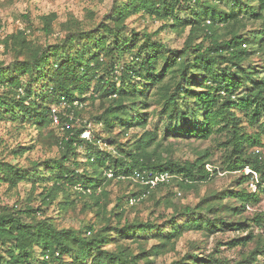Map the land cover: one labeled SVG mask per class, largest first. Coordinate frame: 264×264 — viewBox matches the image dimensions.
<instances>
[{
  "label": "trees",
  "instance_id": "trees-1",
  "mask_svg": "<svg viewBox=\"0 0 264 264\" xmlns=\"http://www.w3.org/2000/svg\"><path fill=\"white\" fill-rule=\"evenodd\" d=\"M138 13L162 20V29L177 31L189 26L182 48L169 49L160 40H152L151 34L145 32L140 37L134 29L128 30L126 19ZM181 14L188 17L182 18ZM53 18L52 13L41 16L45 34L52 33ZM109 20L89 28L69 20L62 24L64 36L54 44L28 40L23 31L11 34L4 42L12 49L15 64L13 71L0 66V119L6 116L26 121L40 131L51 124V107L64 100L66 104L58 114L72 127L64 128L59 138L51 132L60 155L43 160L42 172H30L0 160L1 182L14 188L21 181H32V188L41 187V205L36 208L26 206L21 212L0 204V246L4 252L0 253V264H153L150 255L162 254L167 246L172 247L184 231L211 233L230 226L223 216L211 220L208 215L179 224L177 213L188 217L195 209L214 213L224 206H214L209 199L231 196L240 199L241 204L227 209L239 214L246 203H258L260 192H264L263 156L248 152L261 144L259 136L264 134V60L261 71L245 65L250 54L264 55V0H115ZM247 21L258 22L259 30H248L249 35L241 33ZM126 30L131 43L122 38ZM198 38L201 40L196 42ZM89 99L100 102L101 110L91 119L102 127L103 140L109 141L113 150H100L97 140H102L101 136L81 137L86 126L73 125L78 114L73 103ZM151 102L159 107L153 115L166 120L163 136L206 139L214 131L229 133L232 154L227 157V169L240 170L237 181L242 184L249 181L250 174L244 172L249 166L258 173L257 190H227L223 196H209L194 207H177L172 202L176 196L174 186L194 187L208 181L216 170L205 166L207 151L199 153L193 162L163 157L156 129L144 130L140 135L130 133L132 128L146 124L145 109ZM64 112L74 115L73 119L70 121ZM239 114L251 124L262 119L259 134L247 135L239 123ZM81 146L84 153L78 152ZM22 147L13 154H21L26 146ZM80 153L85 160L78 158ZM142 170L167 171L170 178L130 205V197L147 190L134 179L135 172ZM112 181L136 188L119 197L106 214L105 187ZM162 189L167 193L161 199L174 208L163 224L150 220L120 222L124 213L120 201L129 207L137 206ZM77 202H81L83 210L100 216L103 224L97 227L87 222L81 229L60 228L44 210L49 204L67 210ZM111 218L116 219L114 224ZM254 221L264 228V212L255 214ZM237 225L247 227L248 232L227 245L245 246L254 241L252 254L264 256L260 235L254 234L244 221ZM152 229L157 231L158 243L148 250L140 246L134 252L121 243L146 239L145 232ZM217 252L204 256L191 251L160 264H231ZM246 259L236 264H244Z\"/></svg>",
  "mask_w": 264,
  "mask_h": 264
},
{
  "label": "rangeland",
  "instance_id": "rangeland-1",
  "mask_svg": "<svg viewBox=\"0 0 264 264\" xmlns=\"http://www.w3.org/2000/svg\"><path fill=\"white\" fill-rule=\"evenodd\" d=\"M115 0H0V66L8 67L13 71L14 68V56L10 46H5V40L10 37L11 34H15L18 31H23L28 40L38 42L40 44H54L64 36L62 24L67 21L76 20L79 21L81 26L89 28L99 21L109 20L112 15V8ZM54 14L52 20V33L45 34L42 27L43 22L41 16ZM182 18L188 17L187 14H181ZM126 25L129 29H134L140 33V37L145 36V32L150 35L152 40H160L169 49H181L184 40L189 32V26L177 31L170 30L168 28L162 29L163 21L148 17L142 14H133L126 19ZM260 25L258 22H245L244 27L239 30L245 35H249L246 32L248 30L257 31ZM126 30L123 33L122 38H127L131 43L130 32ZM223 29H220V32ZM201 38H198L196 42H199ZM111 42L109 36L108 43ZM207 41L204 42V46L207 45ZM95 43L92 41V47L95 49ZM264 55L260 52L252 53L249 55L245 62L246 66H249L257 71L262 70V63ZM1 90V89H0ZM92 88L88 89L86 96L91 93ZM103 108V107H102ZM100 102L98 99L86 100L80 103L77 108V115H75V122L73 125L80 128L81 125L86 126V130L89 133L88 136H101L102 140H97L98 148L100 150H113V146L103 140L104 132L99 124H95L91 116L97 111H100ZM159 107L151 102L148 109L146 124L136 126L130 130L131 132L140 135L144 130L158 131L157 140H161L159 152L163 157H170L179 161H191L193 162L199 156V153H205L207 151V165L209 169H215V173L210 177L208 181L197 183L194 187L190 188H178L174 186L172 190L176 193L172 202L177 207L183 208L188 205L194 207L201 203L204 198L209 196L222 195L227 190L235 191H253L248 182L238 183L240 170L227 169L228 160L227 157L231 156L232 148L228 143L230 136L226 131L213 132L206 139H198L194 137H176L173 135L163 136L165 130L166 120L157 118L153 115ZM241 121L239 122L243 126V131L247 135L259 134V124L262 119H259L256 123H249L243 114ZM74 116V115H73ZM72 127V124L70 125ZM83 127V126H82ZM51 132L56 138L62 136V131L51 123L47 127H42L39 131L26 121L12 120L10 117H2L0 119V160L9 161L14 163L23 169L30 172L39 171L44 169L43 160L58 158L60 155L59 145L54 143L51 136ZM116 132V130H115ZM261 144L256 145L248 149V152L260 153L264 159V134L259 136ZM126 140V139H122ZM24 147V151L21 154H13V150L17 151ZM83 152V147H79L78 152ZM82 153L78 154V158L85 160ZM41 174V173H40ZM30 180V179H29ZM32 181H21L16 187L11 188L7 183L0 181V204L5 206L8 210H19L23 212L26 206L36 208L41 205L39 191L40 185L36 188H32ZM136 187L124 183H118L112 181L106 185V199L103 200L105 208L108 211L118 203L119 197L128 194ZM243 188V189H242ZM167 193V189H162L155 193L152 198H148L143 203L129 207L125 205V201H120L123 204L124 213L120 222L124 221H145L150 220L157 224H163L173 213L174 208L165 200L161 199ZM160 199V202L157 200ZM214 206H224L217 209L214 213L205 212L204 210L195 209L188 216L181 213H177L176 220L179 224L184 221L191 220L192 218H205L209 216L211 220L215 216H223L225 222H228L230 226L208 233L202 231H184L182 235L176 239L172 247H166L167 249L159 255L154 253L150 255V259L153 264H160L161 262L169 263L174 259H178L185 255L187 252L194 251L201 255L214 254L217 250V254L221 257L227 258L231 264H236L239 261L247 258L244 264H264V256L252 254L255 249V242L250 241L245 246L235 245L229 247L227 242L240 236H245L248 232L247 227L238 228L237 223L244 221L253 230L254 234L260 235L264 240V228L258 227L254 221V216L257 213L264 212V192H260V200L258 203H246L244 211L236 214L234 211H229L227 208L238 207L241 204V200L237 197H224L222 199H212ZM44 210L47 215L61 227H72L75 229H81L87 223H94L95 226L100 227L103 221H100V216H96L93 211L83 210L81 202H77L73 208L67 210H61L55 204H49L44 206ZM24 220L28 218L22 214ZM42 217V215H39ZM116 219L111 218V223H115ZM168 228V227H167ZM249 228V227H248ZM166 232V231H165ZM157 231L152 229L145 232L146 239H139V241H122L121 243L127 245L128 248L134 252L140 250V246L144 249H149L153 244L158 243V239L155 238ZM154 235V236H153ZM142 244V245H141ZM0 253H4L0 246Z\"/></svg>",
  "mask_w": 264,
  "mask_h": 264
},
{
  "label": "built area",
  "instance_id": "built-area-1",
  "mask_svg": "<svg viewBox=\"0 0 264 264\" xmlns=\"http://www.w3.org/2000/svg\"><path fill=\"white\" fill-rule=\"evenodd\" d=\"M66 104V102L64 100H62L59 103V106L57 105H53L51 107V116H52V121L51 123H54L55 125H57V127L62 131L64 128H70V124L69 122H62L60 120L59 117V111L60 108L64 107ZM74 105H77L76 107H78L80 105V102L75 101L73 103ZM66 117L68 116V119L71 121L73 119L72 114H66L65 112L63 113ZM87 129V128H86ZM82 131V133L80 134L81 137H85L88 138V132L87 130ZM244 172L246 174H250L249 177V181H248V186L253 190L256 191L257 190V183H258V173L254 170H252L249 166H245L244 168ZM108 176H111V173H108ZM170 178V174L167 171H149V170H142V171H138L135 172L134 174V179L136 181H138L140 184L144 185L147 190L142 192L139 196L135 197L132 196L128 199V204H133L135 203L139 198L144 197L147 195L148 191L150 189H153L155 187H157L159 184L168 181V179Z\"/></svg>",
  "mask_w": 264,
  "mask_h": 264
}]
</instances>
